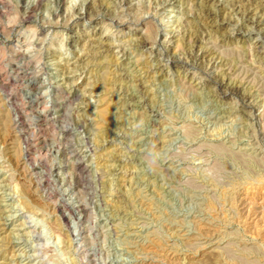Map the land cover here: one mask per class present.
Segmentation results:
<instances>
[{
    "label": "rangeland",
    "instance_id": "1",
    "mask_svg": "<svg viewBox=\"0 0 264 264\" xmlns=\"http://www.w3.org/2000/svg\"><path fill=\"white\" fill-rule=\"evenodd\" d=\"M1 89L0 264H264V0H0Z\"/></svg>",
    "mask_w": 264,
    "mask_h": 264
},
{
    "label": "bare ground",
    "instance_id": "2",
    "mask_svg": "<svg viewBox=\"0 0 264 264\" xmlns=\"http://www.w3.org/2000/svg\"><path fill=\"white\" fill-rule=\"evenodd\" d=\"M83 4V3H82ZM99 4V3H98ZM38 5V4H37ZM30 8V7H29ZM92 8V7H91ZM31 9H33V8H31ZM34 10V9H33ZM21 22V21H20ZM37 29V28H36ZM31 31H32V29H31ZM159 34V33H158ZM14 84V83H13ZM0 91H2L3 92V95H4V97H5V100H6V102H7V105L9 106V108H10V110H11V112L13 113V117H14V121H15V124H17V127L18 126H21L22 125V123L20 122L21 121V115H20V110L18 109V106H16V105H18L17 103H20V102H17V98L16 97H14L12 94H6L5 93V91H7V90H3V89H1ZM1 106V105H0ZM22 110V109H21ZM64 122V121H63ZM26 128V127H25ZM31 139V138H30ZM35 164V163H34ZM259 184H261V183H259ZM68 202V201H67ZM23 253V252H22ZM36 255V254H35Z\"/></svg>",
    "mask_w": 264,
    "mask_h": 264
}]
</instances>
